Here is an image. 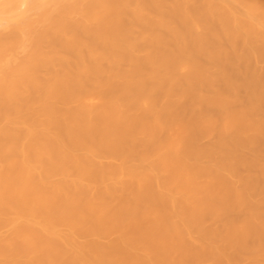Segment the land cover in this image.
<instances>
[{"label": "bare ground", "instance_id": "1", "mask_svg": "<svg viewBox=\"0 0 264 264\" xmlns=\"http://www.w3.org/2000/svg\"><path fill=\"white\" fill-rule=\"evenodd\" d=\"M0 264H264V0H0Z\"/></svg>", "mask_w": 264, "mask_h": 264}]
</instances>
